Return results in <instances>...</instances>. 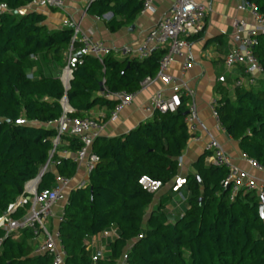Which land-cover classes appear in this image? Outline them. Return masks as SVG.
Here are the masks:
<instances>
[{
	"label": "trees",
	"instance_id": "trees-1",
	"mask_svg": "<svg viewBox=\"0 0 264 264\" xmlns=\"http://www.w3.org/2000/svg\"><path fill=\"white\" fill-rule=\"evenodd\" d=\"M246 1L264 14V0ZM31 2L0 0L5 8L0 12V215L47 163L38 192L51 189L56 176L75 177L77 164L60 153H75L80 142L61 137L51 153L56 135L51 124L63 114V98L72 110L69 117L85 118L94 108L112 111L117 102L104 95L138 92L145 79L155 77L164 55L160 50L146 59L108 56L102 64L92 57L80 58L65 90L59 76L72 32L49 31L45 16L21 14ZM141 6L140 0H92L87 13L98 18L112 14L106 25L116 32L135 19ZM121 16V21L116 19ZM255 39L253 53L264 67V34ZM78 51V44H73L72 54ZM217 91L220 127L248 160L264 167V89ZM186 102L183 99L175 113L155 112L152 120L126 134L94 139L91 153L98 161L87 185L69 192L58 227L65 264H92L86 238L112 227L116 237L106 242V256L95 264H264V212L255 192L240 190L232 196L231 186L225 184L227 170L207 165L206 152L193 163L194 173L184 178L177 192L184 201L180 214L171 220L165 209L174 194L171 190L148 212L155 194L138 182L146 177L162 188L178 176L179 160L190 140ZM20 120L25 123L16 124ZM0 240V264H52L47 254H34L29 231L17 239L5 238L0 231Z\"/></svg>",
	"mask_w": 264,
	"mask_h": 264
},
{
	"label": "built area",
	"instance_id": "built-area-1",
	"mask_svg": "<svg viewBox=\"0 0 264 264\" xmlns=\"http://www.w3.org/2000/svg\"><path fill=\"white\" fill-rule=\"evenodd\" d=\"M66 0H32L29 8L32 10L55 9L64 10ZM92 1V0H90ZM141 13H150L154 11L156 0H140ZM241 7L246 10L254 25L252 28L246 26L243 22H235L234 42L235 48L230 50L224 57V66L227 69L238 68L241 70V78L234 82L232 88H255L259 78H264V67L258 62L253 53V48L257 41L255 37L264 34V14H261L257 7L246 1L239 0ZM1 12V11H0ZM206 10L203 6L196 3L195 0H172L167 13L161 20L152 27L144 36L143 41L137 48L123 47L120 50L109 48L104 42L92 39L89 35L83 33L79 24L70 18H65L61 25L62 28L72 32L70 50L66 57V63L59 76L60 81L64 84L71 79L72 71L78 60L83 57H92L103 63V59L108 56L120 58H137L146 59L153 52L164 51V55L159 61L158 71L154 78L145 79L140 84V89L151 84L155 80H160L164 87L168 88L169 94L164 95L163 91L157 92L150 100L149 104L143 108L146 114L157 113H175L182 105V100H187L185 107L187 109L185 124L190 141L199 142L200 136H197L199 123L197 110L193 102V92L177 78L170 76L167 72L175 60H180V74L184 75L190 68L192 61L186 50L190 46L189 37L202 30ZM73 44H78L79 57L72 54ZM218 83L225 84V77H219ZM65 88H68L65 85ZM135 93L125 92L107 94L105 98L117 102L115 108L110 112L109 119L114 121L120 111L130 105ZM63 110L62 116L51 126L55 129L56 135L52 140L53 154L60 144L61 137L76 138L81 147L75 153L62 151L60 156L70 158L77 164V168L84 165L89 174L95 167L98 159L91 153V146L96 137L103 129V122L97 118H73L68 113L72 112L67 105L66 99L60 101ZM211 116L216 124H219L217 112V99L210 102ZM25 121H17L16 124L22 125ZM204 152L208 154L209 162L216 167H224L227 170L225 184L232 188V196L240 190L246 192H255L260 205L264 206V187L256 185L251 178L232 164L230 158L224 152L221 145L215 140H209ZM51 154V155H52ZM249 165L258 171H264V167L255 161L248 160ZM47 163L38 173L37 177L27 183L24 187L23 194L13 203L9 204L6 211L0 215V231L4 237H14L17 232L29 231L32 234L35 244L34 254H47L52 259V264H65L66 253L62 246L59 234V224L63 220L64 208L58 215L55 214L54 208L57 204L67 202V194L70 192V181L67 178L56 176L54 186L49 190L42 192L37 191V184L42 175L47 171ZM184 179L177 178L171 191L177 193L181 186L184 185ZM139 185L143 190L151 194H156L161 189V184L141 178ZM80 188V187H79ZM21 212L22 215L14 218L13 214ZM51 220L56 221L54 228H50L48 223ZM116 237L114 228L103 231L95 237L86 238V250L90 252L91 263L95 264L97 260L106 256L105 244ZM0 240V245H1Z\"/></svg>",
	"mask_w": 264,
	"mask_h": 264
},
{
	"label": "crops",
	"instance_id": "crops-1",
	"mask_svg": "<svg viewBox=\"0 0 264 264\" xmlns=\"http://www.w3.org/2000/svg\"><path fill=\"white\" fill-rule=\"evenodd\" d=\"M206 10L203 28L201 31L189 37L190 46L186 50L191 56L192 64L184 75L180 74V60H175L168 69V74L181 80L189 90L193 92V102L197 110L199 129L197 136L199 142L188 141L185 150L180 158L179 174L172 183L162 187L156 194L155 200L148 212L156 207L163 195L172 189L177 178L184 179L187 175L194 173L193 163L204 153V147L209 140L217 141L224 152L230 158L233 165L247 174L258 186L264 187V171L252 168L244 158V154L239 149L236 142L231 140L225 131L216 124L211 116L210 102L219 98L218 87L229 88L232 90L231 81L241 78V70L238 68L227 69L224 66L225 55L235 48L234 42L235 22H243L249 28L254 23L246 10L241 7L239 0H195ZM172 0H156L154 11L142 14L141 12L135 19L124 25L119 31L111 32L107 27V22L112 19V14H106L101 18L87 13L90 0H66L64 13L61 17L53 14L55 9L32 10L27 6L20 11L21 14L35 12L45 16V26L49 31L62 30V21L70 18L77 24L81 31L89 35L92 39L104 42L113 50H120L123 47L137 48L140 46L145 34L154 27L161 18L167 13ZM5 8L0 6V11ZM121 21L123 17L116 18ZM117 59H123L113 56ZM219 77H225L226 83H218ZM64 89L65 84L61 81ZM256 89H264V78H259ZM159 91L164 95L169 94L168 88L164 87L160 80H155L135 93L130 105L124 107L114 121L109 119L110 112L106 108H94L85 117L101 119L103 129L99 136L105 138L118 137L135 129L139 124L153 119L154 114H146L143 108L147 106L151 98ZM206 164H210L208 158ZM89 174L85 166L77 168L74 178L70 181V191L79 189L88 183ZM68 196V194H67ZM182 198L180 193H174L170 203L165 209L171 214V220L180 214L182 209ZM65 202L55 206L54 212L58 215ZM56 225L55 220L48 223L50 228ZM19 237V236H18ZM18 237L14 236L15 239Z\"/></svg>",
	"mask_w": 264,
	"mask_h": 264
},
{
	"label": "rangeland",
	"instance_id": "rangeland-1",
	"mask_svg": "<svg viewBox=\"0 0 264 264\" xmlns=\"http://www.w3.org/2000/svg\"><path fill=\"white\" fill-rule=\"evenodd\" d=\"M63 13H64V11H62V10H56L53 14H55V15L61 17V16L63 15ZM181 198H182V196H181ZM154 200H155V197H154ZM182 200H183V198H182ZM182 204H184V201L182 202ZM182 206H183V205H182ZM20 233H21V232H17V233L15 234V236H16V237L20 236Z\"/></svg>",
	"mask_w": 264,
	"mask_h": 264
},
{
	"label": "water",
	"instance_id": "water-1",
	"mask_svg": "<svg viewBox=\"0 0 264 264\" xmlns=\"http://www.w3.org/2000/svg\"><path fill=\"white\" fill-rule=\"evenodd\" d=\"M76 57H79V55H76ZM101 87H103V85L101 84ZM68 88H65V90H67ZM102 91V88H101ZM198 180V178H196ZM260 210H261V214L262 212H264V206L260 205Z\"/></svg>",
	"mask_w": 264,
	"mask_h": 264
}]
</instances>
